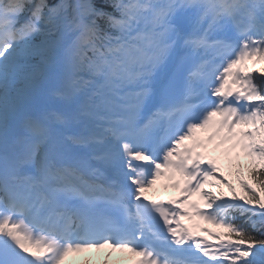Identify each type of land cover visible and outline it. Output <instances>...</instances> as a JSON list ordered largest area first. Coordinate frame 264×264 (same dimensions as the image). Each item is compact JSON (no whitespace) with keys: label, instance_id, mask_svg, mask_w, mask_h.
<instances>
[{"label":"snow or ice","instance_id":"1","mask_svg":"<svg viewBox=\"0 0 264 264\" xmlns=\"http://www.w3.org/2000/svg\"><path fill=\"white\" fill-rule=\"evenodd\" d=\"M224 145L259 191L198 150ZM105 247L264 264V0H0V264Z\"/></svg>","mask_w":264,"mask_h":264},{"label":"bare ground","instance_id":"2","mask_svg":"<svg viewBox=\"0 0 264 264\" xmlns=\"http://www.w3.org/2000/svg\"><path fill=\"white\" fill-rule=\"evenodd\" d=\"M208 228H210V225H208ZM95 261H96V259L95 258H90L87 262L85 261V262H80V261H75L76 263H72V264H94L95 263Z\"/></svg>","mask_w":264,"mask_h":264},{"label":"trees","instance_id":"3","mask_svg":"<svg viewBox=\"0 0 264 264\" xmlns=\"http://www.w3.org/2000/svg\"><path fill=\"white\" fill-rule=\"evenodd\" d=\"M255 186H256V188L259 190V186L258 185H256L255 184ZM256 235H259V233H255Z\"/></svg>","mask_w":264,"mask_h":264}]
</instances>
